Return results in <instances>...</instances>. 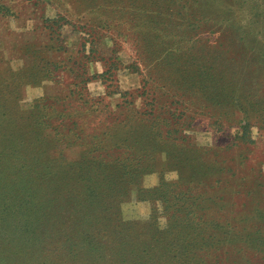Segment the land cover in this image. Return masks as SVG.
I'll list each match as a JSON object with an SVG mask.
<instances>
[{"label": "rangeland", "instance_id": "1", "mask_svg": "<svg viewBox=\"0 0 264 264\" xmlns=\"http://www.w3.org/2000/svg\"><path fill=\"white\" fill-rule=\"evenodd\" d=\"M78 57L95 96L184 77L191 146L168 145L121 178L83 140L35 130L36 106L53 110L39 100L81 81ZM64 59L76 73L49 74ZM243 111L254 142L237 137ZM162 182L191 189L209 222L228 214L264 229V0H0V264H113L146 247L163 256L155 240L170 215L146 195ZM242 246V263L264 259L256 242Z\"/></svg>", "mask_w": 264, "mask_h": 264}, {"label": "trees", "instance_id": "2", "mask_svg": "<svg viewBox=\"0 0 264 264\" xmlns=\"http://www.w3.org/2000/svg\"><path fill=\"white\" fill-rule=\"evenodd\" d=\"M117 1L122 3V0ZM62 26L58 24V27ZM64 50L68 52L65 46ZM78 59L76 65L80 75L77 78L81 81L75 78V88L65 97L46 96L39 100L42 107L50 106L53 110L49 115L44 111V115L36 106V113L43 120L32 118L35 130L43 126L50 131L48 138L55 141L66 142V137L74 138L73 143L83 140L90 148L92 158L97 159V166L115 168L121 178L135 176L150 168L160 150L168 152V145L182 142L184 148L191 146L185 120L188 115L186 102H190V98L182 92L184 77L173 81L163 77L165 82H154L156 85L143 78V86L134 90L118 87L111 90L107 84L106 94L95 96L88 89V82L95 75L89 76L86 61ZM74 66L69 59H64L55 63L49 74L65 78L76 73ZM157 70V73L162 71ZM154 88L156 92L152 94L150 90ZM116 93L121 98L114 102L111 99ZM203 101L206 106V99ZM242 120L244 123L240 125L237 137L254 142L250 136L253 121L248 111H243ZM180 186L162 182L146 191L151 199L161 200L163 209L170 215L167 229L159 230L163 232V238L153 237L159 247H164L163 256L154 254L148 247L134 248L131 254L119 255L113 264H244L242 244L245 241L256 242L258 249L264 248L263 224L245 223L244 219L233 221L228 214L209 222L208 212L204 207L200 208L196 194L191 189L180 192ZM186 194H189L187 198ZM226 218L230 222L224 220ZM249 259L255 260V264H264L258 253Z\"/></svg>", "mask_w": 264, "mask_h": 264}, {"label": "crops", "instance_id": "3", "mask_svg": "<svg viewBox=\"0 0 264 264\" xmlns=\"http://www.w3.org/2000/svg\"><path fill=\"white\" fill-rule=\"evenodd\" d=\"M118 99H120V98H118Z\"/></svg>", "mask_w": 264, "mask_h": 264}]
</instances>
